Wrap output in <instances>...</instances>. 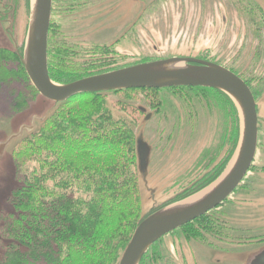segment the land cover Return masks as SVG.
Wrapping results in <instances>:
<instances>
[{"label": "rangeland", "instance_id": "rangeland-1", "mask_svg": "<svg viewBox=\"0 0 264 264\" xmlns=\"http://www.w3.org/2000/svg\"><path fill=\"white\" fill-rule=\"evenodd\" d=\"M18 2L8 33V27L0 23V50H4L0 58L22 65L33 0ZM104 9L106 13L115 9V13L94 21V13ZM77 12L83 16H71ZM58 40L69 52L63 55L52 47L51 56L69 65L83 63L89 76L172 57H192L230 68L247 80L256 93L258 113L264 115V0H53L49 43L55 46ZM89 60L94 61L88 67L85 62ZM23 89L18 96L23 102L16 109L10 105L17 92L12 95L6 90V97L0 92V141L21 125H30L33 116L39 117L31 132L23 131L9 143L0 161V215L11 209V191L18 185L12 166L17 145L62 104L45 99L35 88L36 94H29L28 87ZM113 92L96 93L105 96L114 116L132 126L138 222L157 209L194 201L232 165L240 141L241 115L222 91L173 86ZM147 113L150 117L145 119ZM139 134L151 147L145 179L137 171L135 138ZM263 154L264 148H259L239 188L213 211L155 241L147 250L158 253L151 264H247L264 247V174L259 168ZM70 194L75 197L77 192ZM208 220L209 225L205 224Z\"/></svg>", "mask_w": 264, "mask_h": 264}, {"label": "trees", "instance_id": "trees-1", "mask_svg": "<svg viewBox=\"0 0 264 264\" xmlns=\"http://www.w3.org/2000/svg\"><path fill=\"white\" fill-rule=\"evenodd\" d=\"M50 31L51 24L49 77L67 84L89 76L83 63L51 56L69 48L60 40L51 46ZM24 87L36 94L21 63L0 58V92H17L11 109L23 102L18 96ZM62 104L13 153L18 185L11 191V209L0 215V264H114L139 223L132 126L107 109L100 93ZM157 255L147 251L140 264H151Z\"/></svg>", "mask_w": 264, "mask_h": 264}, {"label": "water", "instance_id": "water-1", "mask_svg": "<svg viewBox=\"0 0 264 264\" xmlns=\"http://www.w3.org/2000/svg\"><path fill=\"white\" fill-rule=\"evenodd\" d=\"M50 9L51 0H33L26 46L21 58L30 82L45 99L62 102L92 92L193 86L220 90L229 96L239 109L241 134L232 165L213 187L194 201L157 209L141 219L118 261V264H139L155 241L218 206L242 180L256 148L257 114L254 97L247 84L229 69L192 57H172L138 63L93 74L67 84H58L51 80L47 69L46 46ZM139 110L145 112L142 107H139ZM149 117L150 114L147 113L145 119ZM44 118L42 117V120ZM38 119V116H33L30 125H21L16 133L0 141V161L9 143L20 138L23 131L31 132ZM150 152V145L143 140L141 134L137 135V171L143 179L148 173ZM248 264H264V247L251 255Z\"/></svg>", "mask_w": 264, "mask_h": 264}, {"label": "flooded vegetation", "instance_id": "flooded-vegetation-1", "mask_svg": "<svg viewBox=\"0 0 264 264\" xmlns=\"http://www.w3.org/2000/svg\"><path fill=\"white\" fill-rule=\"evenodd\" d=\"M52 2L53 0H51V9H50V22H49V27H50V24H51V11H52ZM17 4V5H16ZM100 5V4H99ZM19 8V2L18 0H11V2L9 0H0V23L2 24H5L8 28L5 30L6 33L9 32V29L13 26V20H12V16L15 15L16 11L18 10ZM114 8V7H113ZM63 9L66 10V7H63ZM115 9L113 11H109V12H105V9L104 10H98L94 13V21L97 20V21H101V20H104L106 18H109L110 15H112L114 12ZM83 16L81 13L77 12L76 15H71V16H74L76 18ZM93 16V15H92ZM115 17V16H114ZM75 19V18H74ZM111 19V18H110ZM82 20V19H81ZM116 20V18H115ZM112 24H113V18H112V21H110ZM48 32H49V28H48ZM47 41H48V35H47ZM46 52H47V46H46ZM48 69V68H47ZM228 69V68H227ZM230 71H232L233 73H235L237 76H239L234 70L230 69ZM49 75V74H48ZM240 77V76H239ZM246 84L247 86L249 87L248 85V82L247 80L243 79L242 77H240ZM52 80V79H51ZM53 81V80H52ZM250 89V87H249ZM251 91V89H250ZM253 97H256L254 93V91H251ZM255 100V98H254ZM255 106H256V102H255ZM256 114H257V120H256V126H257V136H256V148H255V153H254V157H253V160L249 166V168L247 169L245 175L243 176L242 180L239 182V184L234 188V190L231 192L233 193L237 188H239L240 186V183L243 181V179L245 178V176L248 174L250 168L252 167V164H253V161L256 157V153L258 151L259 148H264V115H261L258 113V108L256 106ZM143 137V136H142ZM143 140L145 141V139L143 138ZM146 142V141H145ZM149 145V144H148ZM264 155V154H263ZM263 159V160H262ZM260 161H261V165H260V169L261 171L263 172L264 174V156L263 158L260 157ZM228 198V196L222 201L224 202L226 199ZM221 202V203H222ZM220 203V204H221ZM219 204V205H220ZM217 207V206H216ZM215 208L209 210L208 212L206 213H209L211 211H213ZM210 218V216H208ZM228 226V225H226ZM227 230V228H226ZM255 240H258V239H255ZM241 246H244L241 245ZM247 263V262H246ZM248 264V263H247Z\"/></svg>", "mask_w": 264, "mask_h": 264}]
</instances>
